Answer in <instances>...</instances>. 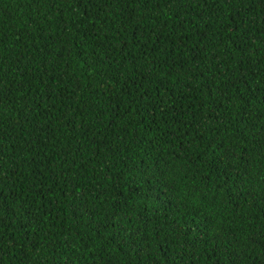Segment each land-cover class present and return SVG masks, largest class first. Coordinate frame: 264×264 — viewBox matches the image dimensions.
Segmentation results:
<instances>
[{
  "label": "trees",
  "instance_id": "16d2710c",
  "mask_svg": "<svg viewBox=\"0 0 264 264\" xmlns=\"http://www.w3.org/2000/svg\"><path fill=\"white\" fill-rule=\"evenodd\" d=\"M183 2L0 0V264H264V0Z\"/></svg>",
  "mask_w": 264,
  "mask_h": 264
},
{
  "label": "snow or ice",
  "instance_id": "6c2138e0",
  "mask_svg": "<svg viewBox=\"0 0 264 264\" xmlns=\"http://www.w3.org/2000/svg\"><path fill=\"white\" fill-rule=\"evenodd\" d=\"M181 0H165V3H180ZM200 3H203L204 7H208V0H199ZM213 3L216 2V0H212ZM225 3L228 2V0H224ZM182 6L186 9L188 7V0H184ZM203 50H194L193 51V60H195L196 58L200 57L202 55ZM203 73H201L202 75ZM246 157H241V159H245ZM183 169H173V168H166V173L161 176L160 178H157L155 175L153 176V179L157 180V183H161L163 182L165 184V186H167L168 184H172L175 183L177 181V178L179 179H184V176L181 175ZM197 194V189L195 186H193V188L189 191L188 195L189 196H193L195 197ZM262 239H264V237H262ZM178 264H184V258L181 257L178 261Z\"/></svg>",
  "mask_w": 264,
  "mask_h": 264
}]
</instances>
